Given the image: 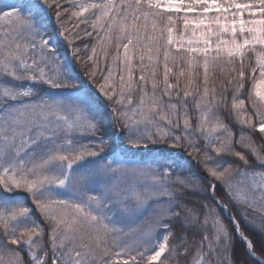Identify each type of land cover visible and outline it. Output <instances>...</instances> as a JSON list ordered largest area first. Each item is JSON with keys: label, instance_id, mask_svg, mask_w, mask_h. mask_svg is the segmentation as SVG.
I'll list each match as a JSON object with an SVG mask.
<instances>
[{"label": "snow or ice", "instance_id": "1", "mask_svg": "<svg viewBox=\"0 0 264 264\" xmlns=\"http://www.w3.org/2000/svg\"><path fill=\"white\" fill-rule=\"evenodd\" d=\"M0 264H264V0H0Z\"/></svg>", "mask_w": 264, "mask_h": 264}, {"label": "trees", "instance_id": "2", "mask_svg": "<svg viewBox=\"0 0 264 264\" xmlns=\"http://www.w3.org/2000/svg\"><path fill=\"white\" fill-rule=\"evenodd\" d=\"M52 37H53L52 42L57 45L58 51L61 53L62 59L65 55L70 56L71 55L70 49L66 47V42L64 41L63 37L57 35L55 30L52 31ZM78 45L79 42H77V44L74 46H78Z\"/></svg>", "mask_w": 264, "mask_h": 264}]
</instances>
